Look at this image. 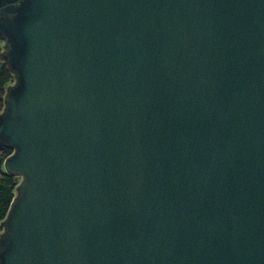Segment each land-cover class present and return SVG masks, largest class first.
Returning a JSON list of instances; mask_svg holds the SVG:
<instances>
[{
	"label": "water",
	"instance_id": "1",
	"mask_svg": "<svg viewBox=\"0 0 264 264\" xmlns=\"http://www.w3.org/2000/svg\"><path fill=\"white\" fill-rule=\"evenodd\" d=\"M0 264H264V0H0Z\"/></svg>",
	"mask_w": 264,
	"mask_h": 264
},
{
	"label": "trees",
	"instance_id": "2",
	"mask_svg": "<svg viewBox=\"0 0 264 264\" xmlns=\"http://www.w3.org/2000/svg\"><path fill=\"white\" fill-rule=\"evenodd\" d=\"M13 81V75L7 66L0 62V112L4 105L6 87ZM12 149L0 144V222L5 218L9 205L16 193L19 177L7 174L3 169L4 159L10 155ZM1 229V226H0Z\"/></svg>",
	"mask_w": 264,
	"mask_h": 264
},
{
	"label": "rangeland",
	"instance_id": "3",
	"mask_svg": "<svg viewBox=\"0 0 264 264\" xmlns=\"http://www.w3.org/2000/svg\"><path fill=\"white\" fill-rule=\"evenodd\" d=\"M3 43L2 41L0 40V48L2 47ZM2 231V228L0 229V232Z\"/></svg>",
	"mask_w": 264,
	"mask_h": 264
}]
</instances>
